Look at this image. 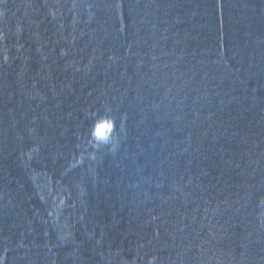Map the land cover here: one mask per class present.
<instances>
[{
    "label": "trees",
    "instance_id": "16d2710c",
    "mask_svg": "<svg viewBox=\"0 0 264 264\" xmlns=\"http://www.w3.org/2000/svg\"><path fill=\"white\" fill-rule=\"evenodd\" d=\"M0 264H264V0H0Z\"/></svg>",
    "mask_w": 264,
    "mask_h": 264
},
{
    "label": "rangeland",
    "instance_id": "374dc122",
    "mask_svg": "<svg viewBox=\"0 0 264 264\" xmlns=\"http://www.w3.org/2000/svg\"><path fill=\"white\" fill-rule=\"evenodd\" d=\"M108 123H104L103 125H106ZM103 125L97 127L96 129V136H98L100 139H105L109 136L112 128H107V127H103ZM100 133V135H98L97 133Z\"/></svg>",
    "mask_w": 264,
    "mask_h": 264
},
{
    "label": "snow or ice",
    "instance_id": "6c2138e0",
    "mask_svg": "<svg viewBox=\"0 0 264 264\" xmlns=\"http://www.w3.org/2000/svg\"><path fill=\"white\" fill-rule=\"evenodd\" d=\"M103 127L111 128V125L110 124H106V125H103ZM97 134L100 135L99 132Z\"/></svg>",
    "mask_w": 264,
    "mask_h": 264
}]
</instances>
